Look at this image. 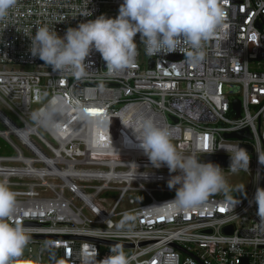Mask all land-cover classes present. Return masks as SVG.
I'll return each mask as SVG.
<instances>
[{"label": "built area", "instance_id": "obj_1", "mask_svg": "<svg viewBox=\"0 0 264 264\" xmlns=\"http://www.w3.org/2000/svg\"><path fill=\"white\" fill-rule=\"evenodd\" d=\"M221 2L225 22L204 42L198 64L189 61L186 42L153 56L142 44L143 65L137 55L132 65L112 73L93 50L81 78L33 57L31 36L44 24L62 37L69 27L102 14L114 18L122 0H18L0 20V103L19 123L0 111V139L14 153L0 155V180L17 193L10 222L31 236L16 264H82L84 255L100 264L116 245L132 264H264V223L253 201L257 187L263 188L264 0ZM87 11L91 16L83 15ZM134 39L137 43L139 34ZM56 95L72 107L57 130L38 127L31 114ZM100 116L105 123L98 128L90 121ZM144 116L169 128L185 156L230 157L235 146L247 148L249 168L238 170L251 182L247 195L231 199L222 190L197 207L173 209L166 202L175 189L167 181L179 173L154 168L125 127ZM243 131L251 140L226 138ZM132 162L147 178L132 180ZM219 166L222 173L231 170ZM103 193L117 198L106 206ZM120 217L127 221L124 227L114 223Z\"/></svg>", "mask_w": 264, "mask_h": 264}, {"label": "clouds", "instance_id": "obj_2", "mask_svg": "<svg viewBox=\"0 0 264 264\" xmlns=\"http://www.w3.org/2000/svg\"><path fill=\"white\" fill-rule=\"evenodd\" d=\"M17 3L18 0H0V20H4ZM83 15L88 17L91 13L87 11ZM225 19L221 0H122L114 18L102 14L75 28L69 27L62 37L48 24L37 27L30 38V53L56 72L69 71L81 78L87 71L84 61L95 50L105 61L106 68L115 73L134 63L138 55L134 38L139 34L148 56L175 52L186 42L192 49L188 59L195 65L204 58V42L218 34ZM71 107L62 96L56 95L34 111L31 119L38 127L55 131ZM79 115L88 118L83 108L79 109ZM90 122L102 127L105 119L100 116ZM125 127L132 129L137 146L154 168L164 165L170 173H179L167 181L168 188L175 189L174 199L166 202L173 209L197 207L209 194L225 189L222 168L212 162H201L198 155L178 153L169 128L157 125L146 116ZM230 157L233 172L249 168V154L239 145L233 148ZM259 162L264 164V161ZM129 166L136 170L132 180L137 175L147 178L148 173H139L136 163ZM253 201L257 217L264 223V188L257 187ZM17 203V193L9 182L0 180V264H16L31 240L27 229L10 222L17 212ZM132 259L122 246L116 245L100 264H132ZM82 264H96L95 256L84 255Z\"/></svg>", "mask_w": 264, "mask_h": 264}, {"label": "rangeland", "instance_id": "obj_3", "mask_svg": "<svg viewBox=\"0 0 264 264\" xmlns=\"http://www.w3.org/2000/svg\"><path fill=\"white\" fill-rule=\"evenodd\" d=\"M137 51H138V55H139V63L141 65H143L145 63V56L143 53V48H142V43L141 40L139 39V41H137ZM8 70L13 69L15 71H32L33 69L31 67H25V66H11L8 65L6 67ZM250 68H252V65L250 64ZM1 70V67H0ZM39 106H35L33 107V109H37ZM0 111L3 112L8 118H10L13 122H15L16 125H19V123L11 116V114H9L5 107L3 105H1L0 103ZM0 130H4L3 127L0 125ZM39 135H41L46 141H48L49 143H51L53 146L54 143L40 130L38 131ZM37 146L41 147V145L39 143H37ZM0 155H7V156H11L14 155V153L7 148V146L4 144V142L0 139ZM223 176L225 178L226 181V187L223 191H225L224 196L226 198H231V199H239V198H243L247 195V191H249L251 189V182L249 180V178L239 172H233L232 170H229L225 173H223ZM117 198V194L116 193H103L100 196V199L103 200L105 202V205H111L112 202ZM123 207H121L119 209V211H122ZM114 223L118 226V227H124L127 223L126 219L124 217H120L114 220Z\"/></svg>", "mask_w": 264, "mask_h": 264}, {"label": "water", "instance_id": "obj_4", "mask_svg": "<svg viewBox=\"0 0 264 264\" xmlns=\"http://www.w3.org/2000/svg\"><path fill=\"white\" fill-rule=\"evenodd\" d=\"M152 64V62H151ZM239 107H240V104L238 101H235L233 102V109L236 113V117L235 118H238L239 117ZM247 132V131H245ZM227 139H236V140H241V139H249L251 140V137L248 135H244V131L243 132H238V133H233V134H229L226 136ZM244 148L246 151L248 150L247 148L245 147H242ZM200 161H203V162H212L214 164H217V165H221L223 167H227V168H230V165H231V157H209V156H203V157H200L199 158ZM263 188H264V167H263ZM225 233H230V230L227 229L224 231ZM41 239H45L44 237H42Z\"/></svg>", "mask_w": 264, "mask_h": 264}, {"label": "snow or ice", "instance_id": "obj_5", "mask_svg": "<svg viewBox=\"0 0 264 264\" xmlns=\"http://www.w3.org/2000/svg\"><path fill=\"white\" fill-rule=\"evenodd\" d=\"M91 114H93V115H95V114H97L95 111H92V113Z\"/></svg>", "mask_w": 264, "mask_h": 264}, {"label": "bare ground", "instance_id": "obj_6", "mask_svg": "<svg viewBox=\"0 0 264 264\" xmlns=\"http://www.w3.org/2000/svg\"><path fill=\"white\" fill-rule=\"evenodd\" d=\"M87 113V112H86ZM99 128V127H98ZM92 133V132H91Z\"/></svg>", "mask_w": 264, "mask_h": 264}]
</instances>
